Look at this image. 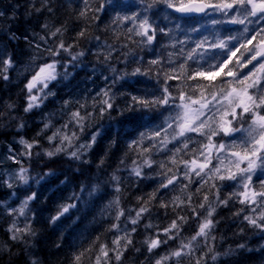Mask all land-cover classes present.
<instances>
[{"label": "clouds", "instance_id": "obj_1", "mask_svg": "<svg viewBox=\"0 0 264 264\" xmlns=\"http://www.w3.org/2000/svg\"><path fill=\"white\" fill-rule=\"evenodd\" d=\"M0 264H264L261 0H0Z\"/></svg>", "mask_w": 264, "mask_h": 264}, {"label": "snow or ice", "instance_id": "obj_2", "mask_svg": "<svg viewBox=\"0 0 264 264\" xmlns=\"http://www.w3.org/2000/svg\"><path fill=\"white\" fill-rule=\"evenodd\" d=\"M191 3H197L198 0H190ZM261 4L264 5V0H261ZM199 75H207V76H210V77H214L215 74L213 73H209V74H204V73H201Z\"/></svg>", "mask_w": 264, "mask_h": 264}]
</instances>
